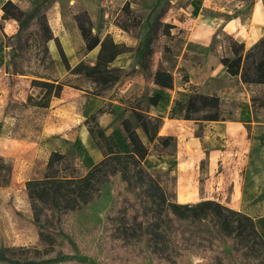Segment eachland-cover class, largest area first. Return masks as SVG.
I'll use <instances>...</instances> for the list:
<instances>
[{
	"label": "trees",
	"instance_id": "16d2710c",
	"mask_svg": "<svg viewBox=\"0 0 264 264\" xmlns=\"http://www.w3.org/2000/svg\"><path fill=\"white\" fill-rule=\"evenodd\" d=\"M244 1L248 7L253 3V0ZM53 2L54 0H38L29 11L23 10L13 0H6L2 4L0 22L12 19L17 25L13 35L16 38L14 53L9 66L11 74H25L21 64L27 61L26 49L34 46L46 58L49 57L47 44L50 40H55L66 70L95 82L97 94L98 91L113 86L119 79L120 68L111 63L118 55L125 53L127 48L114 42L109 35L100 39L92 35L88 27L79 24L85 51L89 52L98 45L99 50L94 65L79 62L71 68L48 23L46 12ZM122 12L124 21L119 24L122 30L128 31L141 25L142 19L131 9L129 1L122 6ZM154 24L157 25L158 20H154ZM154 24L148 25L138 51L141 64L151 38L157 34ZM164 27L162 33L169 35L172 25L164 23ZM218 32L220 28L217 29ZM230 39L232 55L222 56L220 59L227 74L239 76L245 84L264 85V38L248 49H245L243 43H238L232 37ZM153 80L162 89L173 86V75L164 70H156ZM182 80L187 81L186 74H182ZM34 84L40 85V81L35 79ZM61 89L60 83L46 89L48 97L37 105L47 106L49 99L59 96ZM159 99L158 93L148 97L151 105H156ZM223 102L218 96L192 91L184 106V118L224 120L221 116ZM131 114L136 125L129 118H123L120 122L127 141V151H121L113 136L100 127L96 115H91L85 124L102 152V159L80 177H65L58 175L55 169V164L60 163L65 155L53 151L47 160V171L43 178L25 183L32 223L43 249L49 252L57 237L72 235L75 213L90 203L104 185L116 180L112 198L115 200L121 197L120 187L123 186L131 194V199H124L122 205L113 204L108 210L104 228L105 238L108 240L144 245L159 258L170 261V242H175L178 237V242L187 243L196 251L202 248L207 252L219 247L231 264H264V236L256 229L250 216L216 200L183 204L169 197L160 181L143 165L148 147L136 127L141 129L148 142L158 140L161 145H168L173 138L158 135L160 118L150 116L138 107H132ZM11 173V164L0 158V187L9 182ZM213 257L215 264H222L217 261L218 255L213 254ZM0 264H40V259L28 248L0 246Z\"/></svg>",
	"mask_w": 264,
	"mask_h": 264
},
{
	"label": "crops",
	"instance_id": "0c3cea01",
	"mask_svg": "<svg viewBox=\"0 0 264 264\" xmlns=\"http://www.w3.org/2000/svg\"><path fill=\"white\" fill-rule=\"evenodd\" d=\"M5 1L0 0V21L1 6ZM158 1L145 0L151 7ZM173 1L177 0L171 2ZM230 1H186L179 9L189 20V26L182 28L185 30H182L184 32L180 36L173 32L170 36L163 33L158 35L156 46L153 42L149 43L143 64L137 62L136 49H131L118 55L113 65L125 71L114 86L117 87L114 95L126 100L134 95L139 97L138 108L150 116L161 119L158 135L172 137L174 141L173 146L161 145L163 151L157 155L152 154L149 148L143 165H148L150 171H168L174 176V191L178 203L191 204L200 200H218L221 197L228 200H218L220 203L236 210L240 208L239 201L245 191L242 180L238 178V171L253 148H256L255 151L260 148V122L254 120L253 111L246 107L251 95L249 89L264 85L245 84L241 82L239 76L227 74L220 59L222 56L232 55L230 47L224 41L213 43V40L215 37L220 38V34L227 35L238 43H243L245 49H248L259 39L264 38V14L260 8V0H253L250 13L246 17L232 14L228 5ZM10 22L15 23V20L0 22V47L6 36H13L16 33L17 25L12 31L7 30ZM218 28L220 32L217 33ZM74 34L80 37L77 28ZM54 37L61 40L63 52L72 65L95 51L94 48L86 55L78 57L71 43L65 42V33H59ZM48 49L57 67L61 69L57 51L50 44ZM2 53L7 56L5 46ZM158 69L173 75L172 88L162 89L154 83L153 76ZM7 71L6 63H0V79L4 74L11 77L26 76L9 75ZM182 73L187 75V81L182 80ZM73 76L80 77L76 74ZM19 79L22 81V78ZM27 81L25 79L23 83ZM94 87V82L81 78L71 85H63L60 95L52 97L49 106L45 107V116L43 121L37 124L35 134L30 139L29 149L22 154L16 147L1 144L0 156L14 158L15 166L19 167H27L21 164L22 161L28 162L31 172L37 165L44 171L51 152L59 151L66 154L68 146L66 148L63 145L65 142L76 145L83 154L91 151L94 165L103 155L101 150L92 144L85 124L91 115L97 116L98 124L107 134L113 136L118 148L123 152L127 151L123 131L118 127L106 130L105 128L109 127L108 122L112 120V114L101 110L106 102H111L114 106L120 104L119 101L115 96H110L112 92L107 95L94 93ZM192 91L215 95L223 101H242L245 104L234 118L216 121L185 119L184 104ZM157 93L160 94V99L156 105H151L148 97ZM21 101H24L22 97ZM14 135L11 133L7 140H12ZM29 179L37 177L32 176Z\"/></svg>",
	"mask_w": 264,
	"mask_h": 264
},
{
	"label": "rangeland",
	"instance_id": "374dc122",
	"mask_svg": "<svg viewBox=\"0 0 264 264\" xmlns=\"http://www.w3.org/2000/svg\"><path fill=\"white\" fill-rule=\"evenodd\" d=\"M13 1L18 3L23 10L29 11L38 0ZM126 1L130 2L131 9L142 19L140 26L131 28L128 31H124L119 27V24L124 21L122 6ZM171 1L159 0L155 6L151 7L146 4L145 0H54L46 15L53 35L65 33V42L71 43L78 57L88 53L85 51L84 45H81L82 42H85L79 24L88 27L92 35H96L100 39L109 35L114 42L123 44L127 48L126 52L136 49L138 54L144 33L149 24H154V20H158V24H154L157 34L151 38V42L155 46L158 42L157 36L165 30L164 23L172 25L168 36L171 32L180 36L184 32L182 30H185L182 28L189 26V20L185 18V15L179 9L180 6L185 5L186 0ZM259 3L262 14H264V0H260ZM228 5L232 14H238L242 17L248 16L251 10V6L248 7L247 2L244 0H231ZM9 24L7 30L12 31L16 22H10ZM75 28H77L80 37L75 36ZM56 39L62 48L61 40L58 37ZM15 40L16 38L13 36L4 38L2 44L6 47L7 56L2 53L4 46L0 47V63H6V71L8 69L7 73L9 75H11L9 66L14 53ZM219 40L229 45L231 39L227 35L220 34V38L215 37L213 43ZM29 42H32V38ZM49 44L57 51V60L61 64V69L57 67V63L50 52L49 57L44 58L39 49L32 46L26 49L25 57L27 61L21 64V67L25 70L23 75L26 76L11 77L4 74L0 79V145L8 144L16 147L22 154L29 149L30 139L35 134L36 127L43 121L45 107L50 104L52 97L49 99L47 106L37 105L44 102L48 97L45 90L53 88L56 83L62 84L63 88V85H71L79 78L84 79L83 76L74 77L73 73L66 70L59 55L56 41L50 40L48 46ZM94 50L92 55H87L85 59L79 62L89 66L94 65L99 45ZM69 60L67 58L71 68L79 63L72 65ZM137 62H139L138 57ZM111 65H113V62ZM124 72L120 69L119 79ZM19 78H22V81ZM25 79L28 81L23 83ZM35 79L40 81V85L34 84ZM115 84L98 91V93L107 95L112 92L110 96H115L114 94L117 91V87H114ZM249 91L251 95L249 104L247 103L246 107L253 111L254 120L260 122V148L258 151H255V147L253 148L248 159L238 171V178L242 180L245 191L239 201L240 208L236 210L250 216L254 220L256 229L264 236V86L252 87ZM93 92L97 94L95 87ZM21 97L24 101H21ZM115 97L120 104L113 106L111 102H106L101 108L102 111H109L112 114V120L108 122L109 127L105 129L118 127L123 131L120 124L123 118H129L135 124L130 107H139L140 98L136 95L127 100L119 96ZM243 104L245 103L242 101H224L221 105V116L224 118L237 117L238 112L244 107ZM250 127L249 125V130ZM136 130L148 149L151 148L150 152L152 154L157 155L163 151L158 140L148 142L141 129L136 127ZM11 133L15 135L9 141L7 136H10ZM90 139L94 147L98 148L92 136ZM63 145L66 148L68 146V148L63 160L55 164L57 174L65 177L82 176L93 165L92 152L83 154L74 144L63 142ZM169 145L173 146L174 141H171ZM171 152L169 151V153ZM0 158L9 162L12 166L9 182L0 187V246L28 248L40 259V264H215L213 254L218 255L217 261H221L222 264H231L221 253L219 247L209 249L207 252H204L202 248L196 251L190 248L187 243L178 242V237L175 242H170L169 252L172 258L170 261L159 258L156 254L147 250L144 245L115 242L105 238V217L108 210L113 204L122 205L124 199H131V194L123 186L120 187L121 197L115 200L112 198L113 188L117 184L116 180L104 185L90 203L84 205L75 213L72 235L57 237L51 251L46 252L38 241V235L32 223V216L25 194V183L31 180L29 178L32 176H36L37 179L43 178L47 166L45 165L44 171L41 170V166H34L31 172L29 171L31 166L28 162L22 161L21 165L27 166H23V168L22 166H15L12 157L0 156ZM144 167L160 181L169 197L177 202L174 191V176L168 171L155 172L150 171L148 165ZM223 199L228 200L221 197L218 200Z\"/></svg>",
	"mask_w": 264,
	"mask_h": 264
}]
</instances>
